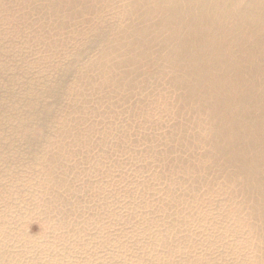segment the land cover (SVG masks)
I'll return each instance as SVG.
<instances>
[{"label":"bare ground","instance_id":"6f19581e","mask_svg":"<svg viewBox=\"0 0 264 264\" xmlns=\"http://www.w3.org/2000/svg\"><path fill=\"white\" fill-rule=\"evenodd\" d=\"M0 264H264V0H0Z\"/></svg>","mask_w":264,"mask_h":264},{"label":"rangeland","instance_id":"374dc122","mask_svg":"<svg viewBox=\"0 0 264 264\" xmlns=\"http://www.w3.org/2000/svg\"><path fill=\"white\" fill-rule=\"evenodd\" d=\"M32 229H33V230H35V229H36V227H34V226H33V228H32Z\"/></svg>","mask_w":264,"mask_h":264}]
</instances>
